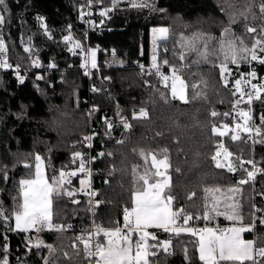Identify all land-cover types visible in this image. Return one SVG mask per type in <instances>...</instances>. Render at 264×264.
I'll return each instance as SVG.
<instances>
[{"label": "trees", "instance_id": "16d2710c", "mask_svg": "<svg viewBox=\"0 0 264 264\" xmlns=\"http://www.w3.org/2000/svg\"><path fill=\"white\" fill-rule=\"evenodd\" d=\"M102 1L104 5L116 4L117 11L108 29L92 34L90 41L101 47L102 55L108 57L114 52L116 59L110 68L94 72L92 85L98 92L90 97L91 104L86 102L88 83L81 71L83 57L62 42L69 29L86 42L78 26L81 0H6V6H0L5 15L0 38L7 46L10 64L21 69L25 76V83L19 86L13 72L0 70V204L5 217H9L7 222L0 220V260L6 259L8 264H43L49 258L48 249L36 248L39 240L56 248L58 264H87L82 246L75 249L71 246L75 231L87 229L91 224L87 182L63 184L62 190L74 192L73 197L57 198L54 193L53 222L65 228L71 225V231L24 233L10 231L9 227H14L17 203L14 198L18 197L19 181L34 174L37 155L44 162L50 183L61 171L78 168L87 157L88 107L92 110L94 151L104 153L95 164L97 225L123 226V208L130 206L135 188L133 171L138 175H144L146 170L155 171L151 155L163 159L166 151L171 176V186L166 191L175 197L174 210L183 208L194 217L199 215L201 219H193L190 224L203 226L211 221L203 219L205 204L210 208L218 201V210L224 212V201L229 199L240 206L242 223L230 222L224 215L216 218L225 225H251L255 221L256 227L248 236L257 248L264 247V224L260 222L264 211L253 208L257 205L264 210V198L258 197L264 195V122L260 119L264 115V93L252 106L255 128H260L254 140L244 134L231 140L233 131L224 136L215 133L213 128L221 130L224 125L233 128L241 120L239 112L248 111L250 105L243 101L235 104L240 99L237 93L233 95L235 87H225L220 73L223 57L216 59L212 54L221 39L235 40L238 46L242 39L243 47L251 49L256 39L264 38V13L260 11L264 0H230L237 6L233 9L224 7L220 0H145L153 8H136L121 0ZM230 19L236 22L230 24ZM158 27L169 29L166 58L161 60L181 69L188 85L187 102L172 98L170 84H163L161 75H140L132 68L137 62L148 63L152 59L150 31ZM247 27L255 28L256 32H246ZM225 28L229 29L227 33L223 31ZM193 34H202L196 42L201 51L207 41V60L187 46L182 47L185 41L181 37ZM260 47H264V39L256 47L259 57L264 59ZM181 55L183 60L179 58ZM240 55L250 58L249 53ZM247 61L240 62L241 72L248 70ZM35 62H41L47 70L41 80L37 79ZM252 66L264 79V64L254 62ZM160 72L166 75V70ZM194 92L200 96L194 99ZM141 109L147 112L146 117H140ZM213 111L218 115H211ZM124 122L130 127L125 128ZM221 145L235 159L236 171L215 166L212 157ZM141 152L145 155L141 156ZM75 153L81 156L76 157ZM242 161L247 171L253 169L248 161L262 169L254 182L249 181L247 171L238 167ZM241 179L249 182L239 185ZM231 188L240 191L233 193L229 191ZM154 233L158 241L171 240V253L161 247L153 249L157 255L149 257L150 264H203L194 244L196 237L187 233L176 236L162 230ZM63 252L72 259L64 258Z\"/></svg>", "mask_w": 264, "mask_h": 264}, {"label": "snow or ice", "instance_id": "6c2138e0", "mask_svg": "<svg viewBox=\"0 0 264 264\" xmlns=\"http://www.w3.org/2000/svg\"><path fill=\"white\" fill-rule=\"evenodd\" d=\"M90 2V0H89ZM115 3L116 0H113ZM133 7H149L153 8L152 5L145 3V0H139V3L134 2V0H129ZM0 6H6V0H0ZM110 9H105L100 13L102 16H106ZM163 11V10H161ZM260 11L264 13V4L260 6ZM246 19V17H245ZM235 19H230L229 23H235ZM5 23V15L0 12V24ZM224 33H227L229 29L225 28ZM168 28L161 27L158 29H153V43L156 44L157 40H167L168 39ZM246 32L254 33L255 28L247 27ZM264 32V29H262ZM202 37L193 34L192 37H181L185 44L182 47L187 46L191 51L197 52L198 55L207 60L209 55L208 44L205 41L202 45L203 51L197 47V40ZM66 41H71V36L64 37ZM207 39H212L208 37ZM264 39V38H262ZM262 39H256L253 47L251 49L243 47V40H240V45L236 44L235 40H225L221 39L219 41L218 49L213 51V55L216 59L223 57L220 62V73L223 78L224 86L228 85V75L231 74L228 67L229 64L239 65L242 61H247V56L240 55L241 52L249 53L251 61L259 60L260 64H264V59L259 58L256 53V47L262 44ZM76 48H80L83 51V47L79 42L74 45ZM4 45L0 41V51H3ZM91 58V67L96 68V50H89ZM260 51L264 52V47H260ZM181 60L184 56L179 57ZM88 57H85V67H87ZM164 64H168L167 60L163 61ZM0 67H11L6 63H0ZM55 67V65H52ZM141 67H143L141 65ZM152 67L156 69V74L161 75L163 82L168 86L169 80H171V95L172 98H178L182 101L187 102L186 89L188 87L184 80L176 75V69L173 68L172 76L163 75L160 72V67L157 64V57L154 54L152 57ZM151 74V72H150ZM227 74V75H226ZM247 76L256 78L257 73L255 70L250 71L246 74ZM21 82L23 80L21 79ZM235 92L240 94V99L235 101L236 105H239L243 98L247 96V103L251 104L253 99H260L261 90H264V84H253L251 80L245 77V74L241 73V79H236L235 82ZM250 85L251 91L245 92L241 85ZM193 89L197 88V85H192ZM200 93L194 92L193 98H198ZM251 108L248 111L241 110L239 112L240 117L243 118L244 124L241 126L237 124L234 135L230 137L231 140H238L241 138L239 131L241 129L244 132L251 134L253 129L249 127V121L252 119ZM148 114L145 110H140V117H146ZM211 115L216 116L218 113L212 112ZM225 116L228 114L225 113ZM261 121L264 122V115L260 117ZM109 127L111 125L109 124ZM124 127L129 128L130 125L124 122ZM224 131L219 128H213V131L220 136H224L229 131L228 125H224ZM257 134L260 133V128H255ZM85 139L90 140V137ZM223 147V145H221ZM103 156L104 153H100ZM111 155V153H109ZM141 156L145 154L140 153ZM76 157H80V153H75ZM220 156L218 151L215 156L212 157L216 161V167H225L217 157ZM231 156L230 152L225 153V159ZM37 163L35 165V172L30 178L21 179L19 181V192L16 199V207L14 209V227H9V230H15L19 232L28 233L33 229L39 233L47 230H54L56 232H63L65 226L61 224H56L53 222V201L54 193L58 198L61 195H67L68 197H73L75 195L72 191L62 190L65 173L61 171L59 177H53L52 183L46 178L43 170V161L40 156H36ZM252 163V161H248ZM151 164L155 167V171L149 173L147 170L144 175H138L135 170L133 175L135 177L133 183L135 184L134 191L130 196V206L123 208V226H116L112 228H105L102 225H96L94 230H82L80 235L74 237V243L71 245L74 249L76 248V243L82 245V251L84 253V259L87 264H150L149 257L155 256L157 253L153 249L161 247L163 251L168 252L171 247V240L158 241L157 235L149 231L150 229H160L165 233H172L179 236L181 233L190 234L192 237L197 239L194 244L198 247L199 260L203 261V264H260L261 260H264V247H256V242L254 240H244L242 238V233L250 232L255 227V221L249 226L241 227H208L207 225L201 228H196L189 225V222L193 219L199 220L201 217L199 215L193 216L192 214L186 212L183 208L173 209V202L175 197L171 194V176L168 175V169L170 164L165 151L163 159H157L156 155H151ZM31 168L32 165H27ZM228 171L234 172L236 168L233 167L231 163L227 165ZM243 165L241 164V168ZM253 167H255L253 165ZM84 172V163L81 160L80 169ZM178 171V170H177ZM247 171V170H245ZM71 176L77 175L75 171L70 173ZM87 176H91V172L86 173ZM247 176L249 178L254 177V173L247 171ZM248 179H241L238 181L239 185L247 184ZM68 183H71L69 180ZM86 181L81 180V184L84 185ZM81 191L84 189L81 188ZM206 191H211L206 189ZM219 191V189H216ZM230 192L238 193L239 188H231ZM90 197L98 195L97 192L91 191L86 193ZM194 195V194H193ZM231 199V198H230ZM71 203H79V201L71 200ZM90 205L91 200L88 202ZM100 201L96 202V206H99ZM240 206L238 204H226L225 211L221 212L218 210V201L214 202L209 208L205 204V210L203 214V219L205 221H210L215 219L217 216L224 215L225 219L230 221L239 220L242 223L243 217L239 212ZM256 211H264L261 209H256ZM211 214V215H210ZM9 217H5L3 205L0 204V220L7 222ZM182 220V224L180 221ZM261 224H264V217L260 218ZM93 223H95L93 221ZM118 223V222H113ZM71 228V225L67 226ZM135 237V239H134ZM30 239V238H29ZM150 241H157V243L152 244ZM36 248H41L42 246L48 249L49 258H45L43 264H58L59 256H57V250L53 245L44 244L43 241H37L34 245ZM186 252V249H185ZM64 258L71 260L72 258L67 252L61 254ZM79 255V250L77 251ZM257 258H260L259 260ZM0 264H8V261L0 260Z\"/></svg>", "mask_w": 264, "mask_h": 264}, {"label": "built area", "instance_id": "2783aa9c", "mask_svg": "<svg viewBox=\"0 0 264 264\" xmlns=\"http://www.w3.org/2000/svg\"><path fill=\"white\" fill-rule=\"evenodd\" d=\"M105 9H110L108 11L107 15L106 16L100 15V13L102 11H104ZM77 12H78V26L80 29L79 31L83 32L84 35L86 36V42L85 43L82 42L79 39V37L71 29H69L68 33L62 37V42L66 46H68L70 48V50H73V51L76 50L83 57V66H82L81 71H82V74L86 78L87 83H88V99L86 100V102L91 104L90 103V97L93 94L98 92L97 89H95L92 85L93 74L96 71L104 70V69H107V68H110L111 66H113L114 65L113 59H116V54L113 52L108 57L102 55L101 54V51H102L101 47L99 45L93 46L91 44L90 38H91L92 34L100 33L102 31L108 29L109 24L111 23V21L115 17V10L112 7H109L107 5H104L100 2H98V0H90V2H89V0H81L80 4L78 6ZM66 36H71V38H72L71 41H66L64 39V37H66ZM76 42H79L82 45L83 51H81L80 48H76L74 46ZM93 49L96 50V64H97L96 68L91 67V58H90V51L89 50H93ZM86 56L88 57L87 67L84 66ZM0 63H6L7 65L11 66V67H7V68L0 67V70H2L4 72H13L17 76V82H18L19 86H22L25 83L24 72L21 69L16 68L10 64L8 51L2 52L0 54ZM157 64L160 67V71L166 70V76L171 77L172 76V70H173V68H175L177 70L176 75L180 76L183 79V75L181 73L180 68H178L176 66H170L168 64H164L163 60H161L160 58H157ZM141 65L143 67H141ZM247 67H248V70L243 72V74H245V76L247 73L254 70L252 64H248ZM132 68L138 70L140 75L153 76L156 74V69L152 67V59L148 63L137 62V63L133 64ZM34 70H36L37 79H39V80L43 79V74H44V72L47 71L43 68V65L41 62L35 63ZM150 72H151V74H150ZM256 77L259 79L258 75ZM21 79L23 80V82H21ZM160 80L163 84H165L163 82L161 76H160ZM170 82H171V80H169L168 83H170ZM242 86H248V87L244 88ZM241 87L245 90V92L251 91L250 85L242 84ZM261 94H262V90H261L260 96H261ZM238 95L240 98L239 93H238ZM256 100L257 99H253L252 103L249 105H252ZM242 101L246 102L247 96H245ZM250 107H252V106H250ZM89 108L91 109V107H89ZM241 135L242 134L240 133V136ZM100 153L101 152L95 153L94 145H92V142H91V144H88V154H87L88 157H86L85 160H83L84 169H85L84 172H81L79 170L80 164H79L78 168H76V169L71 168V169L63 170V172L65 173V178H64L63 184L72 185L76 181L80 182L81 180H84L88 183L89 191L90 192L94 191V176L96 173L95 164H96V162H98L99 160L102 159V156L99 155ZM73 171H75L77 173V175L71 176L70 173ZM87 172H91L90 177L86 175ZM69 180L71 181V183H68ZM258 197L263 198V196H261V195ZM90 200L92 201V203H91V224L87 229H84V230H94L95 226L97 225L95 222V218H94V197H90ZM254 208L257 209V206L254 205ZM93 221L95 223H93ZM192 221H190V222H192ZM190 222H189V225H187V226H192V227H196V228H201V227H204L206 225L208 227H217V226L221 227V228H227L228 227L227 225H225L223 222H221L217 218L212 219L209 223H207L206 225H203V226H193L190 224ZM180 223L182 224V220L180 221ZM64 231H71V228L66 227ZM42 232H55V231L54 230L50 231V230L45 229ZM81 232H82V230L75 231L74 237L77 235H80ZM134 239H135V237H134ZM79 245H81V244L77 242L76 246H79ZM168 253H171L170 249H169Z\"/></svg>", "mask_w": 264, "mask_h": 264}, {"label": "rangeland", "instance_id": "374dc122", "mask_svg": "<svg viewBox=\"0 0 264 264\" xmlns=\"http://www.w3.org/2000/svg\"><path fill=\"white\" fill-rule=\"evenodd\" d=\"M98 2H100V3H102V4H104V2L102 1V0H98ZM121 2L123 3V4H125V5H128V6H132V3H130L129 2V0H121ZM136 3H139V0L136 2ZM220 3L224 6V7H226V8H229V9H233V8H235V7H237V6H235L230 0H220ZM107 6H109V7H112V8H114V10H115V14H116V11H117V6H116V4H112V5H107ZM1 25V24H0ZM158 28H161V27H158ZM158 28H153V29H158ZM165 28H167V27H165ZM153 29H151V31H150V40H151V46H152V50H153V52H152V57H153V54H154V49H155V55H156V57L157 58H160V59H165L166 58V44H167V41H168V39L167 40H163V41H161V40H157L156 41V44L154 45V43H153V36H154V34H153ZM169 30V29H168ZM168 37H169V32H168ZM0 41H2V43H3V45H4V49H3V51H0V54L2 53V52H5V51H8V49H7V46H6V44H5V42L0 38ZM69 48V47H68ZM70 49V48H69ZM71 51H73V50H71ZM73 52H77L76 50L75 51H73ZM78 53V52H77ZM257 53V56L259 57V51L258 52H256ZM260 58V57H259ZM263 59V58H262ZM254 62H257V63H259V60H257V61H251V58H249V60L247 61V63L248 64H253ZM36 63V62H35ZM248 64H246L245 66H247ZM35 65V64H34ZM241 64H239V65H232V64H229L228 65V67H229V69H230V72H231V74L230 75H228V85H231L232 86V88L233 87H235V84H234V82H235V80L236 79H240L241 78V73H243V72H241ZM4 68H7V67H4ZM44 68V67H43ZM245 72V71H244ZM227 75V74H226ZM247 79H249V80H251V83H253V84H258V85H260V84H264V79L263 78H260L259 77V79L256 77L255 79H253L252 77H250V76H245ZM262 79V80H261ZM170 85H171V82L169 83ZM242 87H244V88H246V87H248V86H242ZM170 91H171V86H170ZM262 92L264 93V90H262ZM238 94V93H237ZM239 96V95H238ZM186 97H187V93H186ZM176 99H178V98H176ZM180 100V99H179ZM250 106H254V103L252 104V105H250ZM249 106V108H251V110L253 109V107H250ZM253 111V110H252ZM251 111V116H252V119L249 121V127H251L252 129H253V132L251 133V134H249V133H247V132H244L243 130H242V128L241 129H237V131H239L242 135L244 134V135H250L249 136V138H250V140L252 141V140H254L255 139V136H256V132H255V124H256V119H255V116L253 115V112ZM91 121H92V110L88 107V122H89V134H88V136L87 137H90L91 139H90V141L88 140V139H86V141H85V146H86V148H87V151H88V144H91V142H92V145H93V133H92V129H91ZM237 124H240L241 126H243V124H244V120H243V118L241 117V120H240V122H237L235 125H234V127L233 128H230V127H228V129H229V131L227 132V134L230 132V131H232V129H235V127H236V125ZM225 129H224V127L222 128V130L221 131H224ZM234 132V131H233ZM226 134V135H227ZM234 134H235V132H234ZM241 135V136H242ZM89 141V142H88ZM219 152H220V156L219 157H217V159L221 162V163H223V164H228V163H231L232 165H233V167H234V165L236 164L235 163V159L233 158V160L231 159V161H230V156L227 158V159H225V153L226 152H228L224 147H221L219 150H218ZM87 154H88V152H87ZM87 157H88V155H87ZM83 160H85V159H83ZM43 161V160H42ZM241 164L243 165V167L241 168ZM241 164L238 166L239 168H241V169H243V170H246L247 168L245 167L246 166V163H245V161H242L241 162ZM251 165L253 166L254 164L253 163H251ZM155 168V167H154ZM228 168V167H227ZM43 170H44V173H45V175H46V171H45V166H44V162H43ZM251 172H253L254 173V177L253 178H249V181L250 182H254L256 179H257V177L260 175V174H262V169H260V168H256V167H253V169L251 170ZM168 174V173H167ZM169 175V174H168ZM46 178H47V175H46ZM261 196H263V198H264V195L263 194H260ZM263 198H261V199H263ZM224 203L225 204H232V202L228 199V201H224ZM257 206V205H256ZM225 207V206H224ZM253 208H254V206H253ZM257 209H258V206H257ZM254 210L256 211V209L254 208ZM228 221H230V220H228ZM230 222H233V223H235V222H238V220H236V221H230ZM240 226H249V225H240ZM255 227H256V223H255ZM255 227H254V229H255ZM32 231H34V229L32 230ZM149 231H152V232H154V229H150ZM31 232V231H30ZM30 232H28V233H30ZM247 232H244V233H242L241 235H242V238L244 239V234H246ZM248 235H250V233H247L246 234V236H248ZM199 253V252H198ZM258 259V258H257Z\"/></svg>", "mask_w": 264, "mask_h": 264}, {"label": "crops", "instance_id": "0c3cea01", "mask_svg": "<svg viewBox=\"0 0 264 264\" xmlns=\"http://www.w3.org/2000/svg\"><path fill=\"white\" fill-rule=\"evenodd\" d=\"M231 159H232V155L230 156V161H231ZM224 165H225V167H227L228 164H224ZM227 226L228 227H241L240 225H227ZM154 230H160V229H154ZM253 231H254V229L252 231H250V232H247V233H250L251 234ZM246 234H244V240H252L249 236H246Z\"/></svg>", "mask_w": 264, "mask_h": 264}]
</instances>
